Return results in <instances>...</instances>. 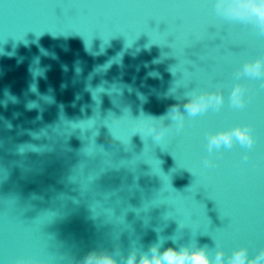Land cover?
<instances>
[{
	"label": "water",
	"instance_id": "water-1",
	"mask_svg": "<svg viewBox=\"0 0 264 264\" xmlns=\"http://www.w3.org/2000/svg\"><path fill=\"white\" fill-rule=\"evenodd\" d=\"M259 60L218 0H0V264L264 252ZM237 126L251 147L209 150Z\"/></svg>",
	"mask_w": 264,
	"mask_h": 264
},
{
	"label": "clouds",
	"instance_id": "clouds-1",
	"mask_svg": "<svg viewBox=\"0 0 264 264\" xmlns=\"http://www.w3.org/2000/svg\"><path fill=\"white\" fill-rule=\"evenodd\" d=\"M218 7L226 16L233 19L252 21L261 30H264V0H218ZM244 70L251 75L264 74V60L245 65ZM214 99L217 104L221 103L219 97H215ZM232 101L235 105H243L242 94L238 88L233 90ZM203 107L204 104L202 101H195L191 105V111L195 113ZM173 118L175 119L176 117L174 116ZM160 135H163V133L161 132ZM234 139L248 147H251L254 142L253 136L247 127L237 126L230 130L220 131L210 135L208 140L209 150L220 148L221 146L230 148ZM172 249L176 251L177 255L187 252L186 259L188 260V264H195L191 257L196 252L202 253L205 259V264H223L222 254H218L217 258L213 260L206 249ZM167 250L168 249H165L163 253L158 250L148 256V259L154 261L156 258H159L162 260L163 264H174V262H170L165 258L164 253ZM103 257L102 254H96L92 256L91 259L100 260ZM228 264H264V252L259 253L255 258L249 259L246 249H238L232 253Z\"/></svg>",
	"mask_w": 264,
	"mask_h": 264
}]
</instances>
